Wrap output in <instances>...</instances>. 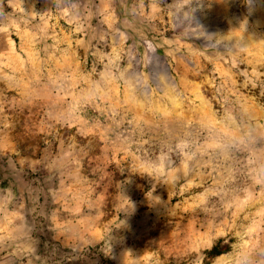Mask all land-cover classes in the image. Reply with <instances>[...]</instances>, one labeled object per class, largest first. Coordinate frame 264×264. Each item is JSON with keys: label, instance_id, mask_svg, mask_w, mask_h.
Here are the masks:
<instances>
[{"label": "rangeland", "instance_id": "rangeland-1", "mask_svg": "<svg viewBox=\"0 0 264 264\" xmlns=\"http://www.w3.org/2000/svg\"><path fill=\"white\" fill-rule=\"evenodd\" d=\"M262 165L264 0H0V264H264Z\"/></svg>", "mask_w": 264, "mask_h": 264}, {"label": "trees", "instance_id": "trees-1", "mask_svg": "<svg viewBox=\"0 0 264 264\" xmlns=\"http://www.w3.org/2000/svg\"><path fill=\"white\" fill-rule=\"evenodd\" d=\"M210 252L213 253V254H218V253L216 252V249H215V248H213Z\"/></svg>", "mask_w": 264, "mask_h": 264}, {"label": "clouds", "instance_id": "clouds-1", "mask_svg": "<svg viewBox=\"0 0 264 264\" xmlns=\"http://www.w3.org/2000/svg\"><path fill=\"white\" fill-rule=\"evenodd\" d=\"M262 167H264V165H262Z\"/></svg>", "mask_w": 264, "mask_h": 264}]
</instances>
